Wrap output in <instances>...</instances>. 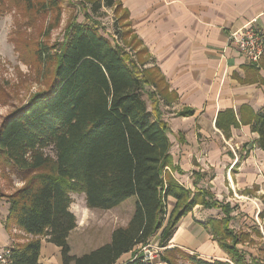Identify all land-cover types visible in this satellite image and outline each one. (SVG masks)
I'll return each instance as SVG.
<instances>
[{
  "label": "trees",
  "instance_id": "obj_1",
  "mask_svg": "<svg viewBox=\"0 0 264 264\" xmlns=\"http://www.w3.org/2000/svg\"><path fill=\"white\" fill-rule=\"evenodd\" d=\"M17 1L34 15L50 5L45 0L34 8V0ZM91 6L123 10L118 19L125 31L120 34L132 35L127 45L137 61L96 24L83 22L69 23L62 41L51 50L36 51L42 62L47 55L53 64L49 82L0 119V174L6 171L22 181L11 193L0 190V200L8 203L3 225L32 236L8 247L10 264H39L42 237L60 247L62 264H154L141 251L152 238L164 247L161 260L167 264H176L177 258L188 264H264L250 253L246 259L238 247L248 235L231 227L236 205L215 199L196 182L193 189L185 187L174 177L182 171L173 162L169 126L160 118L157 104L159 97L169 103L174 96L167 94L156 67L144 66L148 58L132 34L127 11L114 0H93ZM144 94L152 102L150 110ZM237 121L252 123L257 145L264 150V110L246 118L240 113L238 120L227 110L215 120L223 131ZM72 193L83 194L88 208L111 209L129 196L136 202L127 224L114 227L108 243L77 256L70 254L67 244L76 226ZM197 205L221 210V217L202 225L227 260H208L168 247L180 220ZM126 253L130 259L118 262Z\"/></svg>",
  "mask_w": 264,
  "mask_h": 264
},
{
  "label": "crops",
  "instance_id": "obj_2",
  "mask_svg": "<svg viewBox=\"0 0 264 264\" xmlns=\"http://www.w3.org/2000/svg\"><path fill=\"white\" fill-rule=\"evenodd\" d=\"M114 1L128 13L132 34L148 58L144 66L156 67L167 94L174 96L169 103L157 96V104L170 132L179 134L178 154L171 151L172 141L170 147L173 162L182 171L175 175L187 172L191 189L196 182L215 199L245 209L248 201L258 200L264 192V150L257 145L252 123L237 121L238 125L223 131L215 120L227 110L236 120L240 113L246 118L264 110V55L258 65L248 63L229 34L244 26L264 33V0ZM184 110L189 114H178ZM7 211L8 203L2 198L0 251L32 237L13 225L4 228ZM183 223L174 233L179 232L193 249L201 254H224L216 241L213 245L208 236L200 237L202 230L210 233L202 225L205 222L194 230L200 239L188 233V221ZM40 245L39 264H62L59 246L44 237ZM130 257V253L123 254L118 262Z\"/></svg>",
  "mask_w": 264,
  "mask_h": 264
},
{
  "label": "rangeland",
  "instance_id": "obj_3",
  "mask_svg": "<svg viewBox=\"0 0 264 264\" xmlns=\"http://www.w3.org/2000/svg\"><path fill=\"white\" fill-rule=\"evenodd\" d=\"M43 1L45 0H34V8H38V4ZM48 1H50V5L47 6V10L35 13V15L27 12L22 1L5 0L1 6L0 119L12 108L22 105L33 92L46 87L51 77L53 64L49 62L47 55L42 57V62L41 57L36 55V51L39 50L40 52L43 47L51 50V45L62 41L65 28L71 22L96 24L100 33L113 43H118L135 62L137 61L135 52L127 45L128 40L133 38L132 35L124 33L121 37L120 34L125 31V27H122L123 23L118 19L123 10L117 11L113 6L110 8L100 6L92 9L93 0H47V5ZM54 1L55 4L52 5ZM116 31L119 34H116ZM144 98L148 109H150L147 95L144 94ZM178 135L172 134V132L168 134V138L172 141L171 151L176 155L180 148ZM47 152L52 154L50 150H47ZM0 175V190L4 193H11V191L22 185V181L16 179L12 173L3 171ZM173 175L185 187H192V180L188 177L187 172L182 175L173 173ZM71 200L70 210L76 216V226L71 230L67 238V244L70 246V254L77 256L86 254L100 247V245L108 243L114 227L127 224L136 202L134 196H129L128 199L111 209H98L88 208L83 194L72 193ZM248 202L245 209L233 205L236 208L232 212L234 216L230 224L235 232L247 233L248 235L246 240L238 245L239 249L246 253V259L248 253H250L264 263V192L258 200ZM249 207H252L251 211H247ZM171 208L172 204L169 203L168 210ZM191 211L185 219L179 222L178 226L183 221H188L189 227L186 230L189 234L193 233L198 239L200 238L194 230L201 228L200 223L206 222L211 217L222 216L221 210L218 208L210 209L197 205ZM205 232L200 231L202 234L200 237L208 236L207 239L215 245L210 233L207 230ZM182 238L179 232H177V235L174 233L169 240V246L176 245L187 253L197 254L200 258L208 260L228 259L224 252L221 255L201 254ZM147 249L157 256L155 258L156 263L162 261L161 253L163 249L158 246L155 238L150 240ZM176 264L188 263L183 258H177Z\"/></svg>",
  "mask_w": 264,
  "mask_h": 264
},
{
  "label": "built area",
  "instance_id": "obj_4",
  "mask_svg": "<svg viewBox=\"0 0 264 264\" xmlns=\"http://www.w3.org/2000/svg\"><path fill=\"white\" fill-rule=\"evenodd\" d=\"M230 41L238 49L239 53L245 58L248 63L258 65L261 58L264 55V33L259 28H253L251 26H244L230 31ZM116 38V36L114 35ZM149 244L141 247L142 256L144 259L153 262L154 264H167L166 262H155L156 255L150 252L148 248ZM164 248V247H160ZM10 251L8 248L0 251V264H10L9 260Z\"/></svg>",
  "mask_w": 264,
  "mask_h": 264
}]
</instances>
